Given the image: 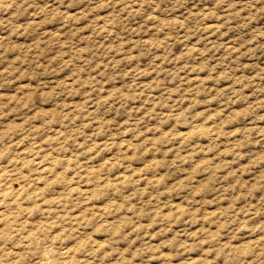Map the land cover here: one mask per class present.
<instances>
[{"label":"rangeland","instance_id":"obj_1","mask_svg":"<svg viewBox=\"0 0 264 264\" xmlns=\"http://www.w3.org/2000/svg\"><path fill=\"white\" fill-rule=\"evenodd\" d=\"M0 264H264V0H0Z\"/></svg>","mask_w":264,"mask_h":264}]
</instances>
